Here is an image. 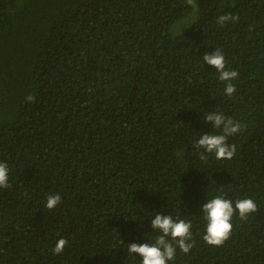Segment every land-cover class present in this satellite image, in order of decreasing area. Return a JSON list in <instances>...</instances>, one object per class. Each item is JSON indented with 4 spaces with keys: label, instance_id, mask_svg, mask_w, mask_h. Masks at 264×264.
<instances>
[{
    "label": "trees",
    "instance_id": "obj_1",
    "mask_svg": "<svg viewBox=\"0 0 264 264\" xmlns=\"http://www.w3.org/2000/svg\"><path fill=\"white\" fill-rule=\"evenodd\" d=\"M196 4L0 0V264H141L127 246L154 242L156 214L192 223L169 264H264V0ZM215 49L239 73L232 96L203 61ZM210 111L244 125L230 160L193 146L219 132ZM219 193L257 211L214 247L201 208Z\"/></svg>",
    "mask_w": 264,
    "mask_h": 264
},
{
    "label": "clouds",
    "instance_id": "obj_2",
    "mask_svg": "<svg viewBox=\"0 0 264 264\" xmlns=\"http://www.w3.org/2000/svg\"><path fill=\"white\" fill-rule=\"evenodd\" d=\"M186 4L191 6L195 11L198 10L196 0H185ZM195 16L193 15L192 19ZM239 16L230 13L220 15L217 23L221 26L229 22H236ZM191 22H188V26ZM186 26V27H188ZM185 27V26H182ZM181 27V28H182ZM203 61L213 67L219 74L218 79L224 82V94L232 96L236 91V85L232 83L239 73L235 70L226 69V60L221 49L204 54ZM27 102H34L35 97L28 94L25 97ZM204 121L211 122L213 129H218V133L211 134L203 133L199 139L194 142V148L199 154L202 161L208 159V154H214L217 160H230L236 154V145L229 144L228 138L237 134L244 127L240 122L232 117L225 116L223 112L210 111L204 114ZM202 150V151H201ZM9 168L5 162H0V188L10 187ZM61 203L59 194H49L46 198L45 207L53 209ZM257 211V204L251 198L237 199L233 202L225 198L223 193L215 195L213 198L203 203L201 213L205 221L204 233L202 240L209 246L220 247L231 236L234 216L240 220H246L248 216ZM150 226L153 231L159 234L155 237L152 243H131L127 246L129 255L136 254L140 258L141 264H169L176 257L177 249L180 252L187 254L194 246L192 223L179 217L173 218L171 215L156 214L151 219ZM68 241L60 238L55 243L52 249L53 255L60 254L64 251Z\"/></svg>",
    "mask_w": 264,
    "mask_h": 264
}]
</instances>
